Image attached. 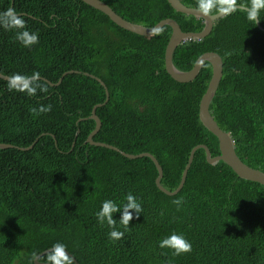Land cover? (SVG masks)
Masks as SVG:
<instances>
[{
  "label": "trees",
  "instance_id": "obj_1",
  "mask_svg": "<svg viewBox=\"0 0 264 264\" xmlns=\"http://www.w3.org/2000/svg\"><path fill=\"white\" fill-rule=\"evenodd\" d=\"M13 1L11 6L12 0H0V12L14 8L39 42L24 47L16 30L0 27L1 73H39L54 83L68 70L100 77L110 99L97 109L102 128L94 139L155 155L169 190L179 185L194 146L221 153L199 116L212 66L205 62L193 81L174 80L165 67L170 26L144 37L82 0ZM103 1L144 26L173 18L185 32L204 28L201 18L176 11L168 0ZM182 2L197 7V0ZM259 19L264 27V10ZM208 51L224 62L210 111L231 134L238 156L264 171V30L238 8L206 38L180 45L173 62L190 70ZM7 82L0 78V143L27 147L39 140L26 151L0 149V264H36L35 257L58 242L79 264H264V185L239 177L222 160L208 163L201 148L181 191L168 195L156 184L158 169L150 157L131 159L86 142L96 122L79 119L106 100L99 81L84 73L66 75L57 86L39 79L48 91L37 89L36 95L9 91ZM41 105H51V111L34 117L29 108ZM128 193L143 212L137 217L130 210L127 230L119 223L122 212L114 213L125 234L112 241L96 213L105 200L123 206ZM181 198L178 209L172 201ZM173 232L191 242V252L175 256L158 246Z\"/></svg>",
  "mask_w": 264,
  "mask_h": 264
},
{
  "label": "water",
  "instance_id": "obj_2",
  "mask_svg": "<svg viewBox=\"0 0 264 264\" xmlns=\"http://www.w3.org/2000/svg\"><path fill=\"white\" fill-rule=\"evenodd\" d=\"M82 1L89 4L90 6H93L94 8H96L98 10H101L105 14H107L111 18V20L113 22H115L118 26H120L121 28L128 30L130 32H133L135 34L144 36V37L153 36L154 34H156L158 32V31H156L157 29H162L166 25L170 26L172 29V34H171V37L169 39V43L167 45L166 52H165V67H166L167 72L170 74V76L178 82L187 83V82L193 81L194 79H196V77L200 73V70L202 69L205 62H209L211 64V66H212V77H211V80L209 82L208 88H207L205 94L203 95V97L201 99L199 116H200V120L203 123V125L218 138L219 148H220L221 153L216 155V156H213L210 148L206 144H198V145L194 146L190 152V156H189L188 162L184 168L182 178H181L179 185L177 186V188L175 190H169L166 187H164L161 183V179L163 177V168H162L160 162L158 161V159L156 158L155 155L151 154L150 152H143V153H139V154L128 153L126 151L121 150L119 147H117L115 145H112V144H109L106 142L96 141L94 139L96 134H98V132L102 128V121H101V118L99 117V115L97 114V109L99 107L105 105L110 99L109 90H108L105 82L100 77L96 76L95 74L89 73V72H82L79 70H68V71H65L62 74V76L59 78V80L54 83L45 77L39 76V79L48 82L51 86H57L63 81V79L66 75H69L71 73H77V74L84 73L85 75L96 79L97 81H99L104 86V88L106 90V100L104 102L96 104L93 107L92 113L89 117L79 119V121H82V120L91 118V119H94L96 122L95 129L89 134L86 142L91 144V145L101 146V147H105V148L115 150V151L121 153L123 156H125L127 158H131V159H136V158L144 157V156L150 157L154 161V163L158 169V177L156 179V184L163 192H165L168 195H176L181 191V189L183 188V186L186 182L188 171H189V169L193 163L195 153L197 150H199L201 148L206 151V158H207L208 163L214 164V163L222 160L226 164H228L238 174L239 177L246 179V180L255 181V182H258V183L264 185V171H262L259 168H254V167L250 166L249 164L245 163L238 156V154L236 152L234 139L232 138L231 134L226 132L225 130H223L220 127V125L217 123V121L215 120L214 116L212 115V113L210 111V104H211L213 98L215 97V95L217 93V90L219 88L220 82H221L222 77H223L224 62H223L222 56L215 51L205 52L201 56H199V58L197 59V61L194 64V66L190 70H180L175 66V64L173 62L174 53L180 45L184 44L189 39L202 40V39L206 38L208 35L211 34L215 23L225 16H219V14H217V15L213 14L212 17L205 18L204 16H202L197 11L196 7H191V6L186 5L182 2V0H168V2L171 4V6L176 11L184 13L186 15H193V16H195L197 18H201L203 20L204 28L201 31H199V32H192V31L185 32L182 30L178 21H176L173 18L162 19L161 21H159L154 26H144L142 24H138V23H134V22H130V21L126 20L125 18H123L121 15H119L111 6H109L103 0H82ZM13 5H14V1L12 0L11 6H13ZM257 25L262 30H264V27L262 26L259 18H258ZM9 77H10L9 75H5V74L0 72V78L1 79L8 81ZM79 133H80V129L78 128L76 134L78 135ZM44 134L45 133H43V135ZM52 136L55 138V135H52ZM38 140H39V138L37 137L34 140V142L30 146H27V147H19V146H16L14 144H11V143L1 142L0 143V149L18 148V149L26 151V150L33 148L34 145L38 142ZM56 143H57V141H56ZM75 143H76V141L73 142L72 149L74 148ZM50 249L51 248L46 249L43 252H41L40 254H38L35 257V262L37 264H44V263L38 262L37 260L40 257L47 254ZM67 253L70 257L73 258V261L75 264H79V262L76 260V258L71 253H69L68 251H67Z\"/></svg>",
  "mask_w": 264,
  "mask_h": 264
},
{
  "label": "clouds",
  "instance_id": "obj_3",
  "mask_svg": "<svg viewBox=\"0 0 264 264\" xmlns=\"http://www.w3.org/2000/svg\"><path fill=\"white\" fill-rule=\"evenodd\" d=\"M238 8L247 12V19L249 21L258 23L259 14L261 10H264V0H249L247 5L238 4V0H197L196 7L197 11L205 18L212 17L213 14L228 16L237 11ZM0 27H3L6 30H16V39L24 47H31L39 42L38 34L29 32L26 29V21L12 7L0 12ZM156 31H161V29H157ZM38 81L39 73H34L32 76L15 73L8 78L7 87L9 91L15 90L19 92H26L28 95H36L37 89L41 92H47L48 89L46 85L40 84ZM50 111L51 105H41L38 108H29V112L34 117ZM126 200L127 202L123 206H118L112 200H105L102 203L101 209L96 213L98 223L103 225L106 222L110 228L108 236L112 241L121 240L125 234L124 231L117 229V220L113 218L114 213L118 211L122 212L119 223L125 230H127L130 221L133 219V212L130 210H134L137 217H139L140 213L143 212L141 204L137 201V198L133 194L128 193ZM172 203L179 209L183 200L182 198L176 199L173 200ZM158 246L162 249H171L172 254L175 256L192 251L191 242L188 241L182 234H178L176 232H173L158 241ZM37 261L44 264H73V258L68 255L65 245L59 242L54 244L48 251L44 262L39 261V259Z\"/></svg>",
  "mask_w": 264,
  "mask_h": 264
}]
</instances>
